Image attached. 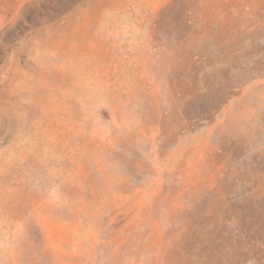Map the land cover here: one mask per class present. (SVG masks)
Listing matches in <instances>:
<instances>
[{
	"label": "rangeland",
	"instance_id": "1",
	"mask_svg": "<svg viewBox=\"0 0 264 264\" xmlns=\"http://www.w3.org/2000/svg\"><path fill=\"white\" fill-rule=\"evenodd\" d=\"M0 264H264V0H0Z\"/></svg>",
	"mask_w": 264,
	"mask_h": 264
}]
</instances>
